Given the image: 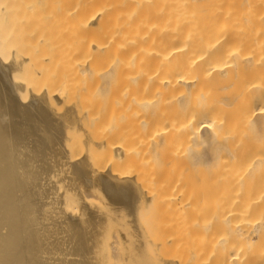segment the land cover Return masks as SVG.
I'll use <instances>...</instances> for the list:
<instances>
[{
    "label": "bare ground",
    "instance_id": "6f19581e",
    "mask_svg": "<svg viewBox=\"0 0 264 264\" xmlns=\"http://www.w3.org/2000/svg\"><path fill=\"white\" fill-rule=\"evenodd\" d=\"M188 191L264 264V0H0V264H147Z\"/></svg>",
    "mask_w": 264,
    "mask_h": 264
},
{
    "label": "rangeland",
    "instance_id": "374dc122",
    "mask_svg": "<svg viewBox=\"0 0 264 264\" xmlns=\"http://www.w3.org/2000/svg\"><path fill=\"white\" fill-rule=\"evenodd\" d=\"M81 135H83V130L75 129L73 131V134L70 135L68 139L77 141ZM187 193V202L185 203V206L181 208L173 207L172 205H168L166 207L167 204L162 205L158 202H156V204H152L150 208H147L150 212L149 215L151 216L152 221H154L156 232L160 234L159 236L166 235L164 237H161V239H169L171 238L169 235H172V238L175 237L176 239H179V241L181 240L182 244L184 243L177 252L176 249H174L173 252L172 248H170L171 251H169L167 250L169 249L168 247L166 249L165 247L161 246L160 250H157L156 253L151 256L148 255L149 259L147 261V264H173L170 262V260H174L176 262L174 264H177L176 260H178V264H187L189 263V261L187 262V260L190 257L188 246L189 243L192 242L197 246V250H195L194 252V262L196 264L199 263V259L201 257H204L206 255H208L211 260H213L214 249L210 248V250H208L207 248L201 247L199 243L203 240V237L199 236L198 233L199 227L204 220H210L211 224H213L216 219L215 207L212 204L213 195H206V193H200L199 191H188ZM92 198H94L92 200V204L101 209L104 208V197L102 194L97 193L96 197ZM207 200L209 203L206 202ZM149 204H151V202H149ZM170 206L171 210L169 209ZM117 224L118 222L114 221V223H112L111 225H114L116 227L118 226ZM164 248L166 249V251H168L167 253L172 252L173 256L175 255L173 259H171L173 256H170V254L169 257H167V255H165L166 257H163L165 254L164 252H166L164 251ZM176 254L179 256L178 259V256H176Z\"/></svg>",
    "mask_w": 264,
    "mask_h": 264
}]
</instances>
